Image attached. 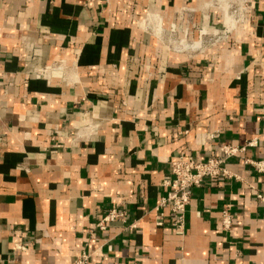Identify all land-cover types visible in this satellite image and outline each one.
I'll return each instance as SVG.
<instances>
[{"label": "crops", "instance_id": "obj_1", "mask_svg": "<svg viewBox=\"0 0 264 264\" xmlns=\"http://www.w3.org/2000/svg\"><path fill=\"white\" fill-rule=\"evenodd\" d=\"M206 1L0 0V264H264V174L239 157L192 189L181 232L168 207L156 224L178 154L256 137L264 160V0L211 55L143 26L209 20ZM111 208L126 223L97 229Z\"/></svg>", "mask_w": 264, "mask_h": 264}, {"label": "built area", "instance_id": "obj_2", "mask_svg": "<svg viewBox=\"0 0 264 264\" xmlns=\"http://www.w3.org/2000/svg\"><path fill=\"white\" fill-rule=\"evenodd\" d=\"M194 47V44L191 45ZM56 65V64H54ZM59 64L56 65V68ZM55 68V66H54ZM44 69L35 70L38 75H43ZM211 137H217L216 134ZM257 145V138H251L242 144H233L228 142H219L218 155L206 157L196 160L191 156H178L169 162L171 177L167 180L166 185L169 187L168 192L161 198L158 206H155L156 224L161 225L163 222V214L160 207H168L171 213V221L169 226L177 231L184 228L185 211L190 203L192 189L199 187L205 178L216 180L220 177L238 178L236 174L231 173L225 166V162L234 157H239L244 164H247L257 173L264 174V160L254 159L244 155L246 150ZM256 199L264 203V193L257 192ZM233 216L230 213V205L223 208L220 218V226L223 231L230 230ZM120 221L126 223V214L124 211L111 208L104 216L95 224L99 230H104L110 222ZM130 226H133L131 224ZM87 254L82 253L74 261V264H85L88 259Z\"/></svg>", "mask_w": 264, "mask_h": 264}, {"label": "rangeland", "instance_id": "obj_3", "mask_svg": "<svg viewBox=\"0 0 264 264\" xmlns=\"http://www.w3.org/2000/svg\"><path fill=\"white\" fill-rule=\"evenodd\" d=\"M248 4L249 0H208L205 13L209 20H196L185 9H180L166 22L155 16L154 20H146L143 26L150 28L159 42L171 52L189 58L193 55H211L215 48L242 28ZM192 44L195 46L192 47Z\"/></svg>", "mask_w": 264, "mask_h": 264}, {"label": "bare ground", "instance_id": "obj_4", "mask_svg": "<svg viewBox=\"0 0 264 264\" xmlns=\"http://www.w3.org/2000/svg\"><path fill=\"white\" fill-rule=\"evenodd\" d=\"M146 27V26H145ZM196 44H198V43H196ZM195 46V45H194Z\"/></svg>", "mask_w": 264, "mask_h": 264}]
</instances>
